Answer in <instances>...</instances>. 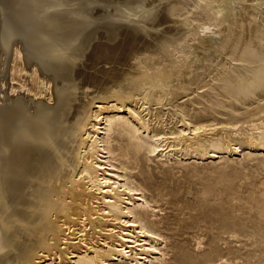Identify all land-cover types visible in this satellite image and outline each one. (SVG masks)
Segmentation results:
<instances>
[{"label": "bare ground", "instance_id": "1", "mask_svg": "<svg viewBox=\"0 0 264 264\" xmlns=\"http://www.w3.org/2000/svg\"><path fill=\"white\" fill-rule=\"evenodd\" d=\"M193 1L115 0L113 17L80 0H15L8 16L3 7L0 80L18 84L0 101V264L163 261L165 237L115 163L112 130L132 146L119 144L122 156L264 151V0ZM214 50L240 62L212 87L229 117L154 127L152 104ZM101 61L125 67L101 82L88 72Z\"/></svg>", "mask_w": 264, "mask_h": 264}, {"label": "rangeland", "instance_id": "2", "mask_svg": "<svg viewBox=\"0 0 264 264\" xmlns=\"http://www.w3.org/2000/svg\"><path fill=\"white\" fill-rule=\"evenodd\" d=\"M80 2H87L96 15L115 16V0ZM189 3L194 1L189 0ZM0 4H4L0 5V19L6 14H16L15 0H2ZM191 7L182 13H188L187 9ZM166 25L177 24L168 22ZM97 37L88 50L98 41ZM212 53L204 63H200L183 88L168 94L164 104H152L148 116L154 127L173 129L179 125L182 115L205 122L229 117L227 112L230 108L222 109V106L213 104L223 95L212 87L220 84V78L240 62L231 60L223 50ZM0 56L3 57L1 52ZM226 61V68H223ZM103 62L88 69L101 82L107 80V71L112 73L115 66L125 67ZM5 76V81L0 80L1 102L6 91L17 96V91H11L10 84L18 82L10 79L8 73ZM19 91L29 95L24 89ZM110 134V144L115 147V163L122 167L125 165L121 170L150 201L152 206L148 218L165 237L161 247L166 254L159 264H216L217 261V264L225 261V264H264V151L242 144V151L220 153L216 158L202 156V153L193 156L191 152H183L182 157L174 158L150 156L148 152L122 156L119 144L130 149L132 146L125 137L116 139L114 130ZM156 261L154 264H158Z\"/></svg>", "mask_w": 264, "mask_h": 264}]
</instances>
